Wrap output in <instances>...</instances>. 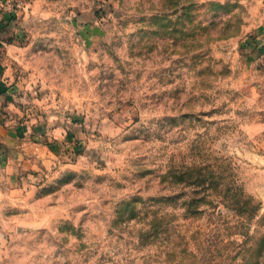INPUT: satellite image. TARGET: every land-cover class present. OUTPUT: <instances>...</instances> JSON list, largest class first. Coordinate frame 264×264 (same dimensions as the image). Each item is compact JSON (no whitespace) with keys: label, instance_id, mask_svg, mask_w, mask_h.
Returning a JSON list of instances; mask_svg holds the SVG:
<instances>
[{"label":"rangeland","instance_id":"rangeland-1","mask_svg":"<svg viewBox=\"0 0 264 264\" xmlns=\"http://www.w3.org/2000/svg\"><path fill=\"white\" fill-rule=\"evenodd\" d=\"M0 264H264V0H0Z\"/></svg>","mask_w":264,"mask_h":264},{"label":"trees","instance_id":"trees-1","mask_svg":"<svg viewBox=\"0 0 264 264\" xmlns=\"http://www.w3.org/2000/svg\"><path fill=\"white\" fill-rule=\"evenodd\" d=\"M190 6L193 8L195 5H194V3H191ZM185 8H186V7H185L184 5H183V6L181 5V10H184ZM190 11H191V10H190ZM164 15H165V14H164Z\"/></svg>","mask_w":264,"mask_h":264}]
</instances>
